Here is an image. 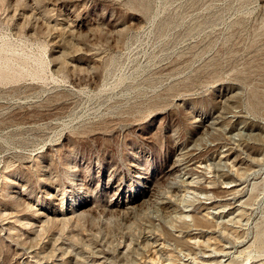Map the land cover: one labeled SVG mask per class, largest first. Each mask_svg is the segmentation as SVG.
Returning a JSON list of instances; mask_svg holds the SVG:
<instances>
[{
    "label": "rangeland",
    "instance_id": "1",
    "mask_svg": "<svg viewBox=\"0 0 264 264\" xmlns=\"http://www.w3.org/2000/svg\"><path fill=\"white\" fill-rule=\"evenodd\" d=\"M0 264H264V0H0Z\"/></svg>",
    "mask_w": 264,
    "mask_h": 264
},
{
    "label": "bare ground",
    "instance_id": "2",
    "mask_svg": "<svg viewBox=\"0 0 264 264\" xmlns=\"http://www.w3.org/2000/svg\"><path fill=\"white\" fill-rule=\"evenodd\" d=\"M228 191V190H227Z\"/></svg>",
    "mask_w": 264,
    "mask_h": 264
}]
</instances>
